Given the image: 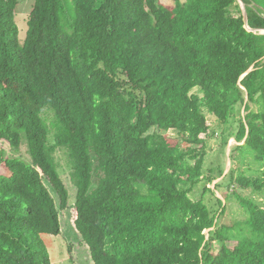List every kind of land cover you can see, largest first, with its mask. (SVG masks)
Instances as JSON below:
<instances>
[{"label":"trees","instance_id":"1","mask_svg":"<svg viewBox=\"0 0 264 264\" xmlns=\"http://www.w3.org/2000/svg\"><path fill=\"white\" fill-rule=\"evenodd\" d=\"M163 1L0 0V264H264V174L203 171L207 115L264 165V0Z\"/></svg>","mask_w":264,"mask_h":264},{"label":"rangeland","instance_id":"2","mask_svg":"<svg viewBox=\"0 0 264 264\" xmlns=\"http://www.w3.org/2000/svg\"><path fill=\"white\" fill-rule=\"evenodd\" d=\"M19 0V5H20ZM166 2L167 4H172L170 1H163ZM25 4L27 3V0L24 2ZM26 5H28V12L27 14H22V8L21 6L19 7V13L16 16V22L19 26V32L24 33L26 30V22L23 23L24 19H26L29 9H30V2H28ZM25 5V6H26ZM242 7V6H241ZM25 29V30H24ZM262 32L264 31H259V33L263 34ZM245 116V111L243 108H241L239 117ZM207 122L210 124V132H214V135L212 136L211 139L207 141L206 145V154L204 157V169L205 173L207 171V165L211 164L214 166L213 168H216L217 166H221L223 169V176L227 175L230 170L234 171L235 176L243 175L246 177H252V178H257V177H263L264 174V165L259 166L258 164L255 163H249L247 160L249 159H241L239 153L234 152V148L236 146H239L241 144H237L232 138L228 140V143L225 148H222V130L217 129L218 125L214 121V119L210 116L207 115ZM221 128V126H220ZM168 135L171 137H175V134L173 132H168ZM233 154V155H232ZM232 156H234V159H232ZM57 162L59 164V172L61 179L65 183V187L69 191L70 197L74 195V189L71 185L70 178H69V173H70V168L67 167L66 164V159L64 154H58L56 156ZM213 175L215 172L213 171ZM223 176L217 178L212 184L207 185V188H210L214 190L215 184L221 182ZM234 189L230 187L229 192L231 193ZM238 192L240 193L241 196L244 197H250L252 199L257 200L261 204H264V196L260 193H252L251 189L243 190V189H238ZM215 196L222 199V194L220 192H217L214 190ZM202 194V186L199 185L194 193L191 194V197L195 200L200 199ZM72 202V199H70ZM228 207L225 213V216L222 218L223 222H229L231 220H234L239 217L241 214V210L238 204V201L236 199H231L227 203ZM206 235L208 231L204 232ZM71 237L70 233L68 231L65 232L64 235H59V236H44L42 237L45 247L48 251L49 254V259H50V264H73L71 263V260L69 259V252L67 250V243L66 240H68ZM66 238V239H65ZM68 238V239H67ZM82 248V247H81ZM74 257L76 260L77 264H88V259H87V253L86 249L82 248L80 250L74 249Z\"/></svg>","mask_w":264,"mask_h":264},{"label":"water","instance_id":"3","mask_svg":"<svg viewBox=\"0 0 264 264\" xmlns=\"http://www.w3.org/2000/svg\"><path fill=\"white\" fill-rule=\"evenodd\" d=\"M242 6V11H243V17H244V22H245V27L246 29H248L249 31H251L248 26H247V17H246V12H245V9H244V5L242 4V2L240 0H238ZM264 34V32H262Z\"/></svg>","mask_w":264,"mask_h":264},{"label":"crops","instance_id":"4","mask_svg":"<svg viewBox=\"0 0 264 264\" xmlns=\"http://www.w3.org/2000/svg\"><path fill=\"white\" fill-rule=\"evenodd\" d=\"M261 34V33H260Z\"/></svg>","mask_w":264,"mask_h":264}]
</instances>
